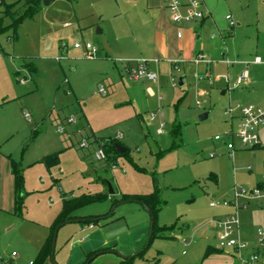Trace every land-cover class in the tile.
I'll return each mask as SVG.
<instances>
[{"label": "rangeland", "instance_id": "obj_1", "mask_svg": "<svg viewBox=\"0 0 264 264\" xmlns=\"http://www.w3.org/2000/svg\"><path fill=\"white\" fill-rule=\"evenodd\" d=\"M23 1L0 0L17 3V15ZM127 1L53 0L15 30L8 18L0 22V260L11 252L17 256L13 260L28 256L23 249L39 232L49 234L62 196L100 198L79 207L55 231V264H88V253L102 247L114 253L99 254L90 264H125L126 258H132L131 264H218L228 255L236 258L229 250L205 253L208 247L218 250L215 223L234 213L231 205L221 203L233 201L234 187L247 191L264 164V152L243 150L235 137L233 155L226 149L231 142L226 135H234L239 117L235 112L230 123L224 112L236 103L245 107L247 96L242 87L221 95L226 84L214 77H224L226 71L217 62L208 67L212 86L202 64L167 68L143 58L135 61L147 62L155 80L133 82L123 55L140 47L133 44L125 23L137 12ZM129 1L137 5L143 0ZM255 1L219 0L216 24L221 32L212 41L199 42L216 53L229 50L230 62L234 53L251 48L254 28L231 37L223 33V15L228 12L235 21L236 14L248 16L250 25L255 18L247 13ZM85 44L94 50L93 59L86 58ZM4 94L16 100L5 105ZM201 115L205 118L199 119ZM99 141L114 142L124 151L98 159ZM81 142L86 146L80 148ZM53 155L57 164L47 166L44 158ZM14 166L21 179L20 216L14 207ZM151 193L159 201L155 227L163 232L148 242L147 211L123 197ZM211 202L217 205L210 207ZM224 210L229 213L221 217ZM245 211L248 223L240 226L241 237L250 236L248 249L260 250L253 236L264 231V208L248 203L238 213L241 222ZM102 215L105 219L92 223V229L81 220ZM36 257L19 264H36Z\"/></svg>", "mask_w": 264, "mask_h": 264}, {"label": "crops", "instance_id": "obj_2", "mask_svg": "<svg viewBox=\"0 0 264 264\" xmlns=\"http://www.w3.org/2000/svg\"><path fill=\"white\" fill-rule=\"evenodd\" d=\"M197 1L199 3V9L203 14L202 19L190 22L173 23L170 19V14L164 0H143L142 3L140 2L137 5L135 1L128 0L127 3L129 5H132V7H134L137 12L135 15H128L126 19L127 21H125V23L127 22V30L132 31L131 35L134 41L133 44L136 45L137 48L140 47V50L137 52L126 51V53H124L123 55V60H127L129 64L128 66L130 68H134L136 66V59L142 58L157 61L158 63L163 64L164 67L170 68L176 65L184 66V64L186 63H192L193 59L197 55H201L209 61V63H198L206 67V73L209 74L208 67L212 62L220 63L225 67L226 75L224 77H214L215 81L218 82L222 79L226 84L225 89L221 92L223 94L221 95H224L226 92L228 93L235 90L231 89V85H233L239 73L243 69H246L248 82L245 86H240L244 89V94L247 96L245 102L248 106L264 109V64L255 65L252 63L255 57H259L261 59L264 58V0H256L253 8L248 11L247 14H249L250 12L252 14V17L255 18V20L253 18L250 19V25L249 22L245 21L248 20V16L247 19H244L243 17H241V14H236V19L240 21V23H237L236 21L238 20L235 21L230 13H224L223 21L225 22L226 32L223 31V33H228L229 36L231 35V37H233L235 36V33L238 32V30H243V28L244 30H250L254 28L255 31V38L253 41L254 44L252 45V47L247 50L243 49L242 53H234L231 62L227 59V56L231 53L229 50L225 53H216V49H212L211 47H206L204 45L209 40L212 41L215 37V34L217 35L221 32L217 29L218 27L216 24L217 22H219V18L217 16V12L219 11V0ZM179 2L181 4L180 13L184 14L186 0H180ZM227 15H229L234 21V27H229L228 22L225 20V17ZM205 23H208L209 25L203 29L202 27L203 25H205ZM236 27H240V29H235ZM198 28H200V30H198ZM177 34H180V37H177ZM201 38L204 39V44L199 42ZM1 53L4 54L3 52ZM205 53L209 55L210 58H206L204 56ZM214 56L215 60L212 59V57ZM126 68L127 65H125V72L129 77ZM143 82L152 84V81L148 80H144ZM210 86H212V84ZM2 99L5 100L3 102L7 101L6 103L2 102L5 105L10 104L16 100V98L11 94H4ZM258 136L259 146L252 150H257L261 153L264 152V124L259 127ZM260 169L261 170L259 171V174L257 173L255 179L252 181L250 188L254 187L261 181L264 175V164L260 166ZM257 207L258 205L256 206V209H259V207ZM228 213L229 211H227L226 213L225 210L222 211L221 217L225 216ZM254 214L255 216L258 215L259 217H257V220H260V214L257 212H254ZM248 215L249 213L247 212L243 213L242 222L241 220H239V229L241 225H243L244 223H248ZM92 225L93 224L88 225V229H92ZM11 229L12 228H10L9 230ZM240 231L241 230H239L240 239L243 240L248 246V244H250V242L248 241L250 236L244 237V239H242ZM49 234L46 236L45 233L39 232L37 237L23 249L25 252L29 253L28 256H25L24 258H18L16 260H13L9 257L7 259L9 260L8 264H19V260H25L27 257H31V259L34 258L36 255H38L40 248L48 238ZM255 235L256 234H254L253 236L251 234L253 238L255 237ZM99 249L97 248L92 250L88 253V256L92 254H95L97 256L99 255L98 253H100V251H104L100 254L114 253L111 249L105 250L104 247ZM253 250L256 249L252 246L248 251ZM248 251L246 250L244 251V253H242V259H239L236 255L234 256H236V258H238L239 260L233 256L228 255L224 257V259H220L218 261V264H246L245 260H247ZM260 255H264V253H260ZM15 258H17V256H15ZM234 259L238 261H235ZM13 261H15V263H13ZM78 261H81V259L79 260L78 258ZM53 262L54 261L52 258L45 260L42 264H53ZM28 264H30V262Z\"/></svg>", "mask_w": 264, "mask_h": 264}, {"label": "built area", "instance_id": "obj_3", "mask_svg": "<svg viewBox=\"0 0 264 264\" xmlns=\"http://www.w3.org/2000/svg\"><path fill=\"white\" fill-rule=\"evenodd\" d=\"M166 3V7L168 9V12L170 14V19L173 23H180V22H190L194 20H200L203 17L202 12L199 9V3L197 0H186L185 4V11L184 14L180 13L181 4L179 0H164ZM225 20L228 22L229 27H234V21L231 19L229 15L225 17ZM177 37H180V34H177ZM73 48L79 49L80 46L78 44H74ZM86 58L87 59H93L94 58V50L88 45L85 44L83 47ZM195 64L198 63H209L207 59H205L201 55H197L193 59ZM128 63V62H127ZM253 64L259 65L264 64V58L261 59L259 57H255L252 61ZM127 73L129 77L133 81H139L142 79L148 80V81H154L155 76L148 71L147 68V62L145 61H137L136 66L134 68H129L127 70ZM204 78L206 79V82L208 85H211L212 81L209 78V74L206 73ZM248 82V75L247 70L243 69L239 75L236 77L235 82L233 85H231V89H237L240 86H245ZM99 93L104 95L103 88L99 87ZM237 112L239 121L237 124L236 132L234 135L230 131L227 133L226 137L231 140V142H228L226 144V149L232 156L235 148L232 144V138H236L241 148L244 150H252L259 146V136H258V129L261 125L264 124V109L261 108H254L252 106H246V107H240L239 105H235L233 107H229L227 110H225L224 115L228 116L231 119H233V114ZM24 116L27 118V114L24 113ZM72 119H67V123H71ZM61 131V129H59ZM216 141L220 140V138L215 137ZM86 144L84 142H81L79 144L80 148L85 147ZM210 157L213 156V154L209 155ZM97 158L103 159V153L101 150H98L97 152ZM250 170V167H247V171ZM234 198L232 202H225L223 201L221 203L222 207H228L232 206L234 209V213L230 214L229 216H226L222 220H218L215 224L217 229L219 230L217 233V239H218V250L225 251L229 250L232 251L234 255H236L239 259H242V253L244 251H248L247 244L240 239L239 236V219H238V211L240 209H245L247 204L250 202L254 203H260L261 206L264 208V175L261 179V181L256 184L254 187L249 188L247 191L244 188H236L234 189ZM239 200L243 201L242 204H239ZM217 203H210V207H215ZM91 228V226H90ZM256 242L258 244L259 249H256L260 253H264V231H257L256 232ZM184 246L187 245V243L183 242ZM256 250L248 251L247 260H245L246 264H264V255H260ZM16 255L14 253H11L10 258H14ZM9 260H0V264H8Z\"/></svg>", "mask_w": 264, "mask_h": 264}, {"label": "trees", "instance_id": "obj_4", "mask_svg": "<svg viewBox=\"0 0 264 264\" xmlns=\"http://www.w3.org/2000/svg\"><path fill=\"white\" fill-rule=\"evenodd\" d=\"M17 5V3H13V4H9L6 5L2 2H0V12L2 17L0 18V22L2 20V18L6 17L10 20V27H12L14 30L16 28V26L24 19H32V17L38 13V11L41 8V0H24L22 3L23 6V11L21 14L17 15L15 14V10L14 7ZM127 65V70L130 68L128 65V63H126ZM7 102V101H6ZM4 102V103H6ZM178 130L177 127L173 130V136L174 139L176 138V136H178ZM115 144L113 143H103L101 141H99L98 144V149L102 151L104 158L110 157V154L112 156H116L119 155L121 153H118L116 148H115ZM103 158V159H104ZM44 162L47 166H52V165H56L57 164V157L56 155L50 156V157H46L44 158ZM14 174H15V192H16V197H15V201H14V207H15V211L17 216H20V212H21V207H22V195L19 194L20 190H21V179L20 176L18 174V167L14 166ZM100 198V197H99ZM99 198L96 197H69L67 199H65L63 196L61 197V207H60V211L54 221V223L52 224L51 228H50V234L48 236V238L46 239V241L44 242V244L42 245V247L40 248L37 258H36V264H42L45 260L47 259H52L53 258V253L51 250V244H52V239L54 237L55 231L60 228L62 225H64L65 223L71 221L72 219V214L75 210H77L79 207L85 205V204H89V203H94L97 200H99ZM123 200L125 202H130V203H135L138 204L139 206H141L142 208H144L150 218V225H151V230L149 233V239L148 242H151V240L157 238V237H161L162 234V230H156L155 227V219L157 216V213L159 211V201L158 198L156 196L155 193H151V194H147V195H128V196H124ZM106 215H102V216H90L87 218H82V222H87L88 225L92 224V223H97L99 220H103L105 219ZM222 252L220 250H214L211 247L207 248V251L205 253V256H208L209 254H211L212 252ZM104 251H100V253H102ZM98 253V254H100ZM95 254L90 255V262L92 261V259L95 257ZM131 260L132 258H126L122 260V263L125 264H131ZM90 262H88V264H90ZM53 264H55L53 262Z\"/></svg>", "mask_w": 264, "mask_h": 264}, {"label": "water", "instance_id": "obj_5", "mask_svg": "<svg viewBox=\"0 0 264 264\" xmlns=\"http://www.w3.org/2000/svg\"><path fill=\"white\" fill-rule=\"evenodd\" d=\"M53 0H41V7H43V8H47L50 4H51V2H52ZM100 31H97V33H99ZM177 84L179 85V86H181L182 85V79H179L178 81H177ZM221 94H223V93H221ZM205 118V115H201L200 117H199V119H204ZM115 148H116V150H117V152L118 153H122L123 151H124V149H122L120 146H118V145H115ZM109 194H112V192H111V190L109 189ZM151 230V225H150V229H149V231ZM53 248H54V237H53V239H52V244H51V250H52V253H53Z\"/></svg>", "mask_w": 264, "mask_h": 264}]
</instances>
